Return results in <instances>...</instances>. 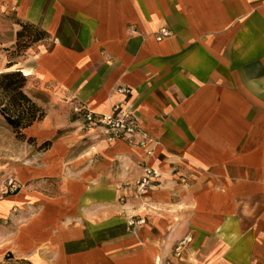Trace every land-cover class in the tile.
I'll list each match as a JSON object with an SVG mask.
<instances>
[{"label":"crops","instance_id":"crops-1","mask_svg":"<svg viewBox=\"0 0 264 264\" xmlns=\"http://www.w3.org/2000/svg\"><path fill=\"white\" fill-rule=\"evenodd\" d=\"M0 8L49 35L17 68L46 114L25 135L48 146L12 165L15 192L2 196L0 177V264H164L186 235L177 264H264V0ZM162 27L171 36L157 42ZM75 103L95 114L123 103L149 142L85 132ZM146 167L161 186L138 197L125 184Z\"/></svg>","mask_w":264,"mask_h":264},{"label":"built area","instance_id":"built-area-1","mask_svg":"<svg viewBox=\"0 0 264 264\" xmlns=\"http://www.w3.org/2000/svg\"><path fill=\"white\" fill-rule=\"evenodd\" d=\"M171 36V32L162 27L159 29L155 39L161 42ZM117 93L123 96L130 95L132 90L125 86H120ZM71 112L76 116L81 124V129L89 133H97L105 142H123L131 146L144 148L149 142V135L141 127L139 119L133 110L123 103L115 104L107 114L92 113L87 106L81 103H75L71 106ZM162 174L159 170L152 167L143 169L142 176L134 182H127L126 187L133 189L138 197H142L148 190L156 189L161 186ZM16 186L14 180L7 182V188L4 194L9 191L15 192ZM143 224V220H136L131 217L128 220V226L138 227ZM192 239L190 235L184 236L174 246L172 256L164 264H177L188 249Z\"/></svg>","mask_w":264,"mask_h":264},{"label":"trees","instance_id":"trees-1","mask_svg":"<svg viewBox=\"0 0 264 264\" xmlns=\"http://www.w3.org/2000/svg\"><path fill=\"white\" fill-rule=\"evenodd\" d=\"M20 29L16 32L14 47L16 51H26L38 42L49 39L42 29L17 19ZM15 63H9L7 70L0 73V116L15 136L26 137L25 131L43 121L45 111L38 106L26 93L27 77L21 70L11 68ZM30 139V138H29ZM45 144L43 150L47 148Z\"/></svg>","mask_w":264,"mask_h":264},{"label":"rangeland","instance_id":"rangeland-1","mask_svg":"<svg viewBox=\"0 0 264 264\" xmlns=\"http://www.w3.org/2000/svg\"><path fill=\"white\" fill-rule=\"evenodd\" d=\"M20 29L17 18L11 11L3 10L0 8V73L7 70L8 64L14 62L16 67L13 66L12 70L20 68L22 61L29 52V48L26 51H16L14 44L16 40V32ZM27 86V85H26ZM44 102H47V97L40 96ZM45 144H38L34 142V139L28 136L17 137L9 126L5 123L4 119L0 116V177L2 178V184L4 182V188H7V182L14 180V177L10 174V170L13 164L19 165L24 163L29 153L41 154L44 150ZM14 183L15 180H14ZM4 189V190H5ZM2 194L6 196L10 194ZM2 264H30L25 260L15 259L12 256H5Z\"/></svg>","mask_w":264,"mask_h":264},{"label":"bare ground","instance_id":"bare-ground-1","mask_svg":"<svg viewBox=\"0 0 264 264\" xmlns=\"http://www.w3.org/2000/svg\"><path fill=\"white\" fill-rule=\"evenodd\" d=\"M12 68H13V67H12ZM12 68H11V70H12ZM29 74H30V73H28V72H26V71H24V73H23L24 76H29Z\"/></svg>","mask_w":264,"mask_h":264}]
</instances>
